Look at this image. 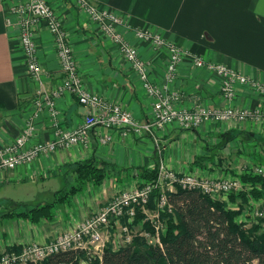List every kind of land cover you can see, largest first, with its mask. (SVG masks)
Here are the masks:
<instances>
[{
	"label": "crops",
	"instance_id": "crops-1",
	"mask_svg": "<svg viewBox=\"0 0 264 264\" xmlns=\"http://www.w3.org/2000/svg\"><path fill=\"white\" fill-rule=\"evenodd\" d=\"M20 1L0 0V148L13 142L30 119L36 132L27 147L51 140L55 131L48 110L39 111L35 105L40 84L29 73L17 18L10 8ZM49 1L66 27L85 88L130 110L139 122L151 121L154 99L118 46L76 0ZM91 1L119 18L117 30L151 63L153 82L164 83L168 52L137 39L135 29L159 32L188 50L170 85L181 93L177 106L224 108L232 104L253 109L261 105L264 95L245 84H238L234 100L228 101L221 92L222 79L204 65H194L193 57L225 64L264 83V0ZM49 31L45 24L40 25L35 39L44 70L42 84L51 90L62 82L63 74L55 38ZM56 103L61 125L67 128L80 125L88 112L70 92L56 98ZM91 133L88 145L60 148L15 169L0 171V208L10 203L17 211L19 205L53 201L57 191L74 182L70 165L79 160L95 157L113 167L100 185L85 184L70 200L58 202L51 219L34 223L21 217H1L0 254L19 251L31 243H47L75 228L119 190L140 182L142 168H157L164 163L177 171L221 177L235 175L246 163L264 161V122L218 120L194 128L172 123L140 134L114 131L112 141L104 145L96 131ZM131 176L138 181L126 183ZM17 187L19 194L15 193ZM6 211L0 209V214Z\"/></svg>",
	"mask_w": 264,
	"mask_h": 264
},
{
	"label": "built area",
	"instance_id": "built-area-1",
	"mask_svg": "<svg viewBox=\"0 0 264 264\" xmlns=\"http://www.w3.org/2000/svg\"><path fill=\"white\" fill-rule=\"evenodd\" d=\"M76 2L90 18L98 23L106 36L118 46L139 75L145 90L154 99L153 119L141 123L130 110L85 88L66 27L48 0L17 2L10 7L11 14L17 18L16 24L20 30V41L26 55L29 73L40 84L35 105L39 111L45 108L48 110L54 120L52 122L55 131L51 140L37 142L27 147L36 132L35 122L30 119L23 132L13 142L0 148V171L15 169L19 165L31 162L60 148H69L75 144L88 145L92 137L91 132L94 131L98 134L99 142L104 145L112 141L114 131L123 134L129 132L140 134L143 131L151 132L155 128H163L172 123H178L185 128H194L204 122L218 120L221 122H264V96L261 105L253 109L232 104L224 108L207 107L200 104L193 108L177 106L181 99V93L172 90L170 85L177 76L180 63L189 54L188 50L169 42L159 32L135 29L134 35L137 39L152 43V46L158 51L166 49L168 52L165 81L161 85L153 82L150 79L151 63L144 60L140 56L138 48L128 42L127 38L117 30L116 26L120 23L119 18L107 10H102L91 0H77ZM42 24L47 26L55 38L63 74L62 82L51 90L45 89L42 84L44 70L38 57L35 39L39 26ZM193 60L194 65L198 67L204 65L222 79V95L230 102L236 96L235 88L238 84L251 85L258 93L264 95V83L255 81L236 69L225 64L208 62L198 56H194ZM65 92L77 96L78 102L88 109L83 122L73 128L62 126L60 122L56 98ZM247 166V170L243 172L264 174V167L261 165L246 164ZM157 169L158 180L156 183L140 181L130 188L119 190V194L75 228L65 230L47 243H31L24 245L19 251L2 253L0 254V264H38L52 254L72 249L83 250L85 254L97 253L101 258L108 242L112 241L114 248L117 249L130 244L136 234L143 236L150 244L162 247L161 233L165 230V222L161 214L166 211L173 212L172 204L168 200L169 193L176 191L177 188L195 189V191L198 190L213 199L229 202L230 193L247 191L252 187L237 175L220 177L190 171L182 172L168 167L164 163H161ZM155 189H159L160 193L156 208L151 211L148 204L151 193ZM137 207L142 209L145 214L144 221L151 224L153 231H136L129 226L128 223L133 222L135 218ZM252 215L264 217V212L253 210ZM124 218L127 219V224L122 222ZM240 221H246L245 215L240 217ZM114 225L118 226L115 233L112 230Z\"/></svg>",
	"mask_w": 264,
	"mask_h": 264
},
{
	"label": "trees",
	"instance_id": "trees-1",
	"mask_svg": "<svg viewBox=\"0 0 264 264\" xmlns=\"http://www.w3.org/2000/svg\"><path fill=\"white\" fill-rule=\"evenodd\" d=\"M70 167L75 173L74 182L57 191L53 201L35 206L23 204L22 209L8 210L0 214V218L21 217L34 223L51 219L58 202L70 200L85 184L100 185L113 170V167L95 157L79 160ZM157 168L140 169V180L156 183ZM235 175L252 187L247 191L230 193L229 202L213 199L195 189L177 188L169 193L168 200L173 212L162 215L166 224L161 233L162 247L150 244L143 236L136 234L130 244L117 249L112 241L108 242L102 257L92 264H264V225L256 224L245 229L244 222L240 221V217L244 216V207L228 205L235 204L239 199L241 205L248 204L250 208L245 217H254L250 201L264 198V174L242 172ZM159 193V189L151 193L148 208H156ZM144 219V212L137 207L133 222L128 223L126 218L122 222L128 223L134 230L139 225V230L153 231L151 224ZM117 228L114 225L113 232ZM84 255L83 250L72 249L52 254L38 264H80Z\"/></svg>",
	"mask_w": 264,
	"mask_h": 264
},
{
	"label": "rangeland",
	"instance_id": "rangeland-1",
	"mask_svg": "<svg viewBox=\"0 0 264 264\" xmlns=\"http://www.w3.org/2000/svg\"><path fill=\"white\" fill-rule=\"evenodd\" d=\"M49 1V0H48ZM77 1V0H76ZM49 3H51L50 1H49ZM52 5V4H51ZM53 6V5H52ZM80 8V7H79ZM81 9V8H80ZM56 10V9H55ZM82 10V9H81ZM57 12V11H56ZM58 14V13H57ZM59 15V14H58ZM60 17V16H59ZM62 20V19H61ZM261 157V156H260ZM261 160V158H259V161ZM253 162H255V161H253ZM246 164H250V163H246ZM252 164H254V165H261V166H263L264 167V161H260L259 162V164L258 163H252ZM247 168H248V166L246 167V165H244V166H242L239 170H238V173H242L243 171H245V170H247ZM134 179H136V180H134ZM139 179V178H138ZM138 181L137 180V178H132V176L131 177H128V180H126L127 182L126 183H128V182H132V181ZM127 188H130V187H128V186H126ZM5 190L6 191H11L12 190V188H8V189H6L5 188ZM15 193H18L19 194V190H18V187L16 188V190H15ZM117 194H119L118 192H117ZM117 194H115L114 196H116ZM240 203V201H239V199H238V202H236L235 204L234 203H231V206L232 207H236V208H240V206L242 207H244V215H246V214H248L249 212V209L250 208H248V204L247 205H241V203ZM250 204H251V211H253V210H260V212L261 211H263L264 212V198L262 199V200H260V201H254L253 199H251V201H250ZM3 205V208H0L2 211H5V210H11V209H14V210H16L17 208L15 207V204H10V203H3L2 204ZM18 207V209H22V206H17ZM151 211H154L153 209H151ZM166 212H168V211H166ZM163 213H165V212H163ZM163 213L161 214V217H162V215H163ZM165 216V215H164ZM166 217H167V215H166ZM244 218V217H243ZM245 219V218H244ZM175 220H176V218H175ZM165 224V223H164ZM256 224H260V225H264V217H261V218H256V217H252V218H248V217H246V221L244 222V228L245 229H248V228H251L252 226H255ZM166 225V224H165ZM139 225H137V227H135V230L137 231V230H139V227H138ZM138 232H140V231H138ZM113 233H115V232H113ZM3 253H6V252H3ZM94 256V257H93ZM89 257V258H88ZM99 259V255H97V253H88V254H85L81 259H80V264H92V262L94 261V260H96V259Z\"/></svg>",
	"mask_w": 264,
	"mask_h": 264
}]
</instances>
